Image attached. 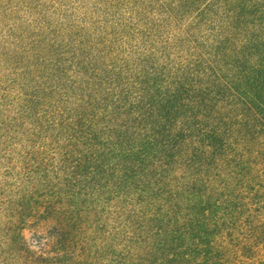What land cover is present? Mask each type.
Instances as JSON below:
<instances>
[{
  "label": "trees",
  "instance_id": "trees-1",
  "mask_svg": "<svg viewBox=\"0 0 264 264\" xmlns=\"http://www.w3.org/2000/svg\"><path fill=\"white\" fill-rule=\"evenodd\" d=\"M179 1L212 33L132 91L70 102V166L19 190L0 264H264V0Z\"/></svg>",
  "mask_w": 264,
  "mask_h": 264
},
{
  "label": "rangeland",
  "instance_id": "rangeland-1",
  "mask_svg": "<svg viewBox=\"0 0 264 264\" xmlns=\"http://www.w3.org/2000/svg\"><path fill=\"white\" fill-rule=\"evenodd\" d=\"M180 4L0 0L1 224L14 214L23 186H41V176L47 174V187L52 188L55 177L70 166L65 160L75 138L53 126L70 102L79 101L78 94L107 87L132 91L153 63L162 70L185 60L190 31L193 37L212 33V25L194 19L196 3L190 4L189 13L185 2ZM167 41H172L171 48ZM23 232L29 246L38 250L35 225Z\"/></svg>",
  "mask_w": 264,
  "mask_h": 264
}]
</instances>
